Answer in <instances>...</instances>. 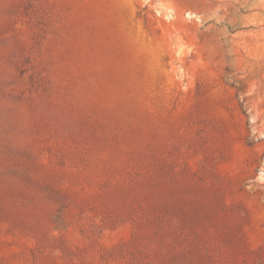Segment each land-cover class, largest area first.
I'll return each mask as SVG.
<instances>
[{
    "label": "rangeland",
    "instance_id": "374dc122",
    "mask_svg": "<svg viewBox=\"0 0 264 264\" xmlns=\"http://www.w3.org/2000/svg\"><path fill=\"white\" fill-rule=\"evenodd\" d=\"M222 207L264 264V0H0V264H205Z\"/></svg>",
    "mask_w": 264,
    "mask_h": 264
},
{
    "label": "trees",
    "instance_id": "16d2710c",
    "mask_svg": "<svg viewBox=\"0 0 264 264\" xmlns=\"http://www.w3.org/2000/svg\"><path fill=\"white\" fill-rule=\"evenodd\" d=\"M224 211L226 212V208L222 207L218 213H215L216 216L212 221L207 222L204 227H201L202 232L199 230V236H202V240L199 241L198 245L201 247V257L204 259L205 264H240V259L244 256V251L247 250L244 238L240 232L233 233L235 238L229 243H224L219 239L216 222L220 216L223 217L225 215ZM180 226L183 225L179 222L165 231L163 240L161 241V238L155 241L156 243L159 241L158 245L150 243V246H159L160 250H164L165 258L169 264H175L181 259V252L179 250L180 241L175 238V231L180 229ZM160 228H163V225L160 224ZM189 229H192V232L195 229L196 232L198 227L191 225ZM204 251L210 254H204ZM159 264L164 263L159 261Z\"/></svg>",
    "mask_w": 264,
    "mask_h": 264
}]
</instances>
